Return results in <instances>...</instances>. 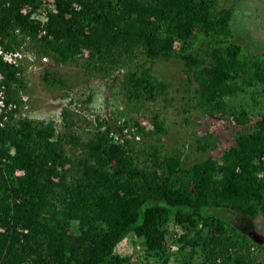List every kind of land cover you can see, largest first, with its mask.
I'll list each match as a JSON object with an SVG mask.
<instances>
[{"label":"trees","instance_id":"16d2710c","mask_svg":"<svg viewBox=\"0 0 264 264\" xmlns=\"http://www.w3.org/2000/svg\"><path fill=\"white\" fill-rule=\"evenodd\" d=\"M51 1L42 20L49 0H0V45L22 46L56 63L82 59L87 70L103 75L123 70L118 80L126 103L155 100L166 90L146 68L126 70L128 63L141 55L149 61L177 57L196 83L195 104L243 127L218 157L184 166L179 155L151 141L165 132L156 113L151 129L135 121L134 132L116 118L93 121L88 138L76 131L67 109L60 113L63 131L51 118L5 122L0 264H136V255L116 249L131 234L145 258L160 264H259L260 244L227 220L240 215L250 226L264 217L259 39L245 28L238 42L233 7L220 6L222 0ZM25 63L0 61L7 97L18 105L24 103ZM54 75L45 70L43 80L62 85ZM248 94L246 104L227 107V99ZM124 127L129 136L115 142L110 131ZM210 138H198V150L214 148Z\"/></svg>","mask_w":264,"mask_h":264},{"label":"rangeland","instance_id":"374dc122","mask_svg":"<svg viewBox=\"0 0 264 264\" xmlns=\"http://www.w3.org/2000/svg\"><path fill=\"white\" fill-rule=\"evenodd\" d=\"M220 6L233 7L231 27L238 33V42L242 41L240 33L246 28L247 31L249 29L250 35L259 39L257 43L264 49V0H222ZM243 47L248 48L247 45ZM23 49L27 51L26 48ZM27 54L29 57L24 64L22 75L26 90L21 93L28 98L26 117L29 120L51 118L61 131L63 128L60 126V113L63 109H67L76 121V131L82 138L90 136L93 121L110 117L116 118L120 123L128 122L130 131L133 132L136 131L135 121L145 129H151V117L156 113L165 132L159 135L158 144L154 139L151 141L162 150L179 155L183 165L188 166L208 155L218 157L243 127L236 124L227 114L207 112L195 104L196 83L188 81L183 72V61L177 57L149 61L141 55L128 63L126 70L146 68L157 80L166 84V90L155 100L141 99L139 103H126L118 80L122 77L123 70H118L112 75H103L102 72L87 70L79 58L78 62L67 60L56 63L50 56L30 52ZM45 70L55 73L54 78L62 77L63 84L46 83L43 80ZM248 99L249 94L245 98H229L227 107L237 106L240 101L246 104ZM207 135L216 140V146L202 152L197 148V139ZM227 220L239 227H246L251 237L262 247V259L259 264H264V217L258 218L256 224L250 226L246 224L250 219L240 215L231 214ZM116 249L122 254L136 255L137 258L133 259L136 264H160L153 258H145L139 238L132 234L120 242ZM175 249L176 246L173 245L172 250ZM170 263L174 264L172 260Z\"/></svg>","mask_w":264,"mask_h":264},{"label":"built area","instance_id":"2783aa9c","mask_svg":"<svg viewBox=\"0 0 264 264\" xmlns=\"http://www.w3.org/2000/svg\"><path fill=\"white\" fill-rule=\"evenodd\" d=\"M51 0L43 4V8L41 7V12L39 13L40 19L44 20V15L46 13V7L50 8L52 6ZM45 31H40L39 34H44ZM28 52L23 49V47H19L16 49H4L2 45H0V61L11 64L13 66H19L24 61H27L29 57ZM27 97H24L22 94L20 95V99L24 101L23 104L18 105L14 99H8L6 94V87L4 84V73L0 70V126H3L7 121H17L26 116L25 109H27V104L25 102ZM17 109H20L19 111ZM119 122V121H118ZM128 127L122 128V130H111L109 135L115 142H122L123 138L127 137Z\"/></svg>","mask_w":264,"mask_h":264},{"label":"flooded vegetation","instance_id":"af4514ba","mask_svg":"<svg viewBox=\"0 0 264 264\" xmlns=\"http://www.w3.org/2000/svg\"><path fill=\"white\" fill-rule=\"evenodd\" d=\"M257 228H258V225H257Z\"/></svg>","mask_w":264,"mask_h":264}]
</instances>
